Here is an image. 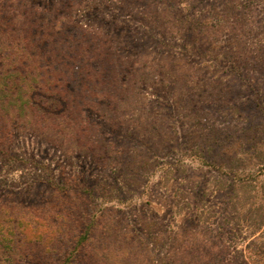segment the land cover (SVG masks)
<instances>
[{"label":"rangeland","instance_id":"rangeland-1","mask_svg":"<svg viewBox=\"0 0 264 264\" xmlns=\"http://www.w3.org/2000/svg\"><path fill=\"white\" fill-rule=\"evenodd\" d=\"M0 39H47L50 46L57 44L53 39H72L67 44L72 55L80 53L86 58L106 53L109 46L124 56L142 53L125 39H175L178 44L182 39H201L206 47L212 39L228 55L234 51L241 60V77L234 82L237 88L232 97L247 102L252 110L231 117L222 112L227 102L217 106L216 100L206 102L209 106H203L202 117H214L225 135L206 158H220L222 145L241 127H251L248 133L254 132L263 143L259 146L261 162L250 159L245 165L254 170L255 180L227 194L224 187L229 176L224 170L184 152L187 141L195 144L199 140L184 130L180 133V125L188 127L180 118L185 112L173 109L172 91L166 93L167 87L161 102L171 104L172 109L169 107L171 118L165 127L179 132L171 137L181 151L163 156L156 167L136 169V179H125L130 171L119 164L103 165L78 151L66 153L33 131L10 125V133L0 144V205L7 210L1 217L23 213L42 235L49 234L31 248L42 255L37 264H60L71 247L67 235L59 239L57 233H48L65 223L64 211L72 215L68 230L72 235L83 228V213L96 215L93 243L99 241L103 225L108 223L135 233L139 228V236L148 232L147 240L152 241L149 254L161 260L168 250L169 232L175 229L187 240L189 262L190 253L205 248L216 253V264H264V0H0ZM230 42L237 48L226 47ZM206 77L200 79L204 82ZM161 102L150 105L165 113ZM148 107H144L147 113L151 112ZM176 111L182 114L177 116ZM127 130L132 127L124 128ZM128 144L126 140L123 146ZM85 186L91 187L90 195L82 190ZM6 226L7 222L0 224V235ZM12 235L7 232L5 237L9 240ZM156 237L159 241L153 243ZM6 245L7 241L5 245L0 242V264H12V255H17L14 246ZM44 247L45 252L40 253ZM89 249L88 245L80 251Z\"/></svg>","mask_w":264,"mask_h":264},{"label":"trees","instance_id":"trees-1","mask_svg":"<svg viewBox=\"0 0 264 264\" xmlns=\"http://www.w3.org/2000/svg\"><path fill=\"white\" fill-rule=\"evenodd\" d=\"M64 40L53 39L57 44L50 46L47 39H5L4 42L0 39V144L10 133V125H19L58 144L66 153L78 151L90 154L103 165L119 164L121 169L130 171L125 179H136V169L156 167L163 156L181 151L178 141L171 137L179 132L172 126L169 132L165 127L168 125L166 120L171 118L169 107L172 109L171 104L161 102L165 100L167 87L166 93L172 91L169 96L173 100V109L180 108L182 113L185 112L183 115L176 111L188 125L185 128L180 125V133L184 130L199 140L195 144L187 141L189 145L184 152L218 171L224 170L229 176L224 187L227 194H233L234 189L255 180L254 170L246 169L245 165L250 159L261 162L259 146L263 143L253 136L254 132L248 133L251 127L233 130L228 144L222 145L224 154H219L220 158L210 157V161L206 158L212 146L225 139L221 132L224 127L218 128L214 117H202L200 112L209 106L206 102L216 100V106L227 102L222 112L231 117L252 110L247 102L232 97L237 88L234 82L240 81L242 66L236 52L228 55L223 46L216 45L212 39L207 47L201 39H182L179 44L175 39L171 42L125 39L142 53L124 56L109 46L106 53L96 52L95 56L92 50L93 56L86 58L80 53L72 55L73 50L67 45L72 39ZM78 46L86 50L84 45ZM230 46L237 48L231 42L226 47ZM217 47L220 50L216 51ZM96 49L99 51L100 48ZM201 75L207 76V81L203 82ZM226 83V87L221 86ZM215 87L216 92H213ZM224 89L227 94L223 93ZM150 97L157 101H151ZM160 102L165 113L150 105ZM148 105L151 107L149 113L144 110ZM128 126L132 130L124 131ZM126 140L129 144L123 146ZM82 190L91 194L90 186ZM68 195L65 194V200ZM5 211L0 205V224L7 222L0 242L5 245L7 241L6 247L16 248L17 255H12V264L42 261V255L32 250L36 248L33 245L38 247L40 238L44 236L47 240L49 234L42 235L38 226L30 223L23 213L17 216L8 213L9 217L2 218ZM87 213H83V228L76 235L68 232L72 215L65 211L61 213L65 223L49 229L48 233H57L59 239L67 235L68 243L72 244L60 264H216V253L205 248L199 253H190L192 259L189 262L184 244L187 240L175 229L169 232L168 250L161 260L149 254L152 241L147 240L148 232L139 236L142 232L139 228V233H135L130 229H115L113 223H108L103 225L99 241L93 243L92 232L97 217ZM7 232L13 234L9 240L5 237ZM157 238L153 243L159 241ZM88 245L89 250L80 251ZM44 250L45 247L39 252Z\"/></svg>","mask_w":264,"mask_h":264}]
</instances>
